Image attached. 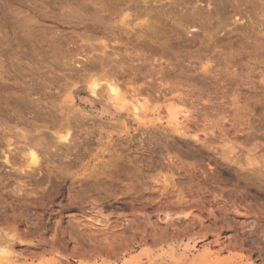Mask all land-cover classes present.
<instances>
[{
  "label": "rangeland",
  "instance_id": "obj_1",
  "mask_svg": "<svg viewBox=\"0 0 264 264\" xmlns=\"http://www.w3.org/2000/svg\"><path fill=\"white\" fill-rule=\"evenodd\" d=\"M0 264H264V0H0Z\"/></svg>",
  "mask_w": 264,
  "mask_h": 264
},
{
  "label": "bare ground",
  "instance_id": "obj_2",
  "mask_svg": "<svg viewBox=\"0 0 264 264\" xmlns=\"http://www.w3.org/2000/svg\"><path fill=\"white\" fill-rule=\"evenodd\" d=\"M131 21V20H130ZM124 22V21H123ZM132 23V22H131ZM91 87H92V89L93 90H95V89H97V87H98V84L97 83H91V85H90ZM107 88H108V97L110 96V98L115 102V103H117L119 106H121V105H123L124 103H125V101H126V99H125V97H123L121 94H120V92H119V90H118V87H117V85H115V84H108V86H107ZM92 90V91H93ZM98 91V90H97ZM121 91V90H120ZM95 93V92H94ZM130 100V99H129ZM128 102V101H127ZM126 102V103H127ZM142 105V104H141ZM124 106V105H123ZM126 108V107H125ZM131 108H132V111H134L135 113H137V111L139 110V107L135 104V103H132L131 104ZM177 119V118H176ZM176 119L174 120V121H176ZM178 122V121H177ZM179 123V122H178ZM28 156H29V158L28 159H30L31 160V162L32 161H34V162H36V160H37V158H38V156H37V152H36V149L33 147V146H30V147H28ZM38 161V160H37ZM38 163V162H37Z\"/></svg>",
  "mask_w": 264,
  "mask_h": 264
}]
</instances>
